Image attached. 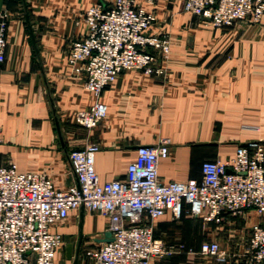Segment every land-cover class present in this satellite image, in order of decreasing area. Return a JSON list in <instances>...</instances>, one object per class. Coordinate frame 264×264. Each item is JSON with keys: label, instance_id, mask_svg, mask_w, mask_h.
<instances>
[{"label": "crops", "instance_id": "1", "mask_svg": "<svg viewBox=\"0 0 264 264\" xmlns=\"http://www.w3.org/2000/svg\"><path fill=\"white\" fill-rule=\"evenodd\" d=\"M101 1L108 6L115 0ZM96 4L0 0V12L10 15L0 81L1 164L13 161L22 172L47 174L66 189L76 182L71 150L97 143L96 169L101 182H108L126 177L139 147L167 139L171 153L159 165L160 181L167 184L199 181L205 161L229 160L238 147L264 142V27L242 22L216 28L185 12L184 0H137L156 17L151 33L172 39L170 60L160 62L165 72L122 74L102 94L108 114L98 128L88 132L78 126L74 114L89 109L95 98L85 88V78L72 73L67 55L73 42L86 35L85 14ZM81 214L82 209L71 212L57 228L65 238L60 260L67 261V244L76 249L81 231L79 264L85 245L99 247L109 232L107 218L85 210L81 229ZM255 224L264 225L256 211L245 219L228 216L221 226L188 213L174 222L167 214L155 224L156 237L169 247L186 249L153 258L151 264H218L200 253L208 241H218L230 256L239 257Z\"/></svg>", "mask_w": 264, "mask_h": 264}, {"label": "built area", "instance_id": "2", "mask_svg": "<svg viewBox=\"0 0 264 264\" xmlns=\"http://www.w3.org/2000/svg\"><path fill=\"white\" fill-rule=\"evenodd\" d=\"M85 14L86 35L73 42L67 62L94 104L74 114V122L91 132L107 117L103 92L131 71L163 75L162 64L172 53V39L155 35L154 14L137 0H101ZM184 11L216 28L248 22L264 27V0H184ZM10 15L0 12V81L6 62ZM1 141V139H0ZM171 142L138 148L124 179L101 182L95 156L97 143L69 153L76 182L58 188L44 173L22 172L17 164L0 163V264H69L58 259L65 246L57 230L71 212L82 208L107 218L112 241L91 252L94 264H151L153 258L171 257L184 245L167 246L155 235V224L167 214L174 222L184 215L221 226L228 216L245 219L256 211L264 217V142L237 148L229 160H208L202 179L162 183L159 165L169 158ZM201 255L218 264H264V225L250 229L246 251L233 257L218 241L204 242Z\"/></svg>", "mask_w": 264, "mask_h": 264}, {"label": "water", "instance_id": "3", "mask_svg": "<svg viewBox=\"0 0 264 264\" xmlns=\"http://www.w3.org/2000/svg\"><path fill=\"white\" fill-rule=\"evenodd\" d=\"M33 40H34V38H33ZM56 126H57L58 133L60 135L61 141H63L60 122L58 121L57 118H56ZM81 219H82V223L80 225V228L82 229L83 228V221H84V208H82ZM111 241H112V234L110 232H108L106 234V238L104 240H102V242L105 243V242H111ZM82 243H83V233L81 231L76 249H75V245L71 244V243L67 244L65 247V258L67 261L72 262V264H79Z\"/></svg>", "mask_w": 264, "mask_h": 264}, {"label": "rangeland", "instance_id": "4", "mask_svg": "<svg viewBox=\"0 0 264 264\" xmlns=\"http://www.w3.org/2000/svg\"><path fill=\"white\" fill-rule=\"evenodd\" d=\"M91 215H95V214H91ZM246 232H249V229H247ZM73 241L75 242V239H73ZM96 248H98V247L94 243L85 245L84 251H83V254H82V260H81L82 263L81 264H93L94 263L90 254H91V252L95 251ZM69 264H71V263H69Z\"/></svg>", "mask_w": 264, "mask_h": 264}]
</instances>
